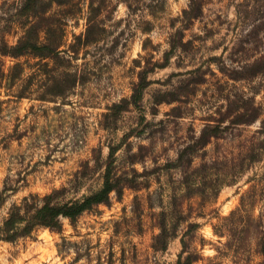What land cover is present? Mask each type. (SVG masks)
<instances>
[{"label":"rangeland","instance_id":"rangeland-1","mask_svg":"<svg viewBox=\"0 0 264 264\" xmlns=\"http://www.w3.org/2000/svg\"><path fill=\"white\" fill-rule=\"evenodd\" d=\"M108 173L0 264H264V0H0V223Z\"/></svg>","mask_w":264,"mask_h":264},{"label":"trees","instance_id":"trees-1","mask_svg":"<svg viewBox=\"0 0 264 264\" xmlns=\"http://www.w3.org/2000/svg\"><path fill=\"white\" fill-rule=\"evenodd\" d=\"M114 187V179L111 173H108L104 178L102 188L82 199L54 203L49 197L45 196L43 204L37 206L35 213L28 217L22 215L19 207H14L5 221L2 224L0 223V238L15 241L20 235L31 233L37 226H45L61 232V217H67L72 222H76L80 215L91 210L95 205L108 203ZM23 220L28 222L26 227H22ZM177 264H191V260L188 257L183 259V255H181Z\"/></svg>","mask_w":264,"mask_h":264}]
</instances>
